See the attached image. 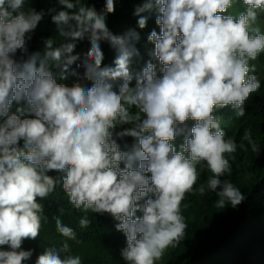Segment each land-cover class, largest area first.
<instances>
[{"label": "clouds", "instance_id": "clouds-1", "mask_svg": "<svg viewBox=\"0 0 264 264\" xmlns=\"http://www.w3.org/2000/svg\"><path fill=\"white\" fill-rule=\"evenodd\" d=\"M59 3L66 9L77 7L74 0ZM235 3L146 0L136 8L137 15L153 9L159 13L155 23L160 33L148 36L162 65L157 75L151 62L139 72L130 70L138 55L131 43L139 39L136 32L113 35L104 15L86 6L75 14L62 10L51 17L59 35L72 42L53 48L54 41L47 39L44 59L33 53L18 62L13 57L17 50H27L28 34L43 13L22 11L25 0H0V248L9 249L0 250V264L30 259L31 250L20 249L25 239L40 235L43 206L37 198H46L55 188L49 171L64 173L63 191L75 208L119 221L115 227L126 236L121 253L126 264H156L184 240L188 225L181 204L200 178L197 165L212 173L207 188L219 198L217 208L226 203L235 208L245 199L230 181L221 180L231 174L229 157L235 159L237 144L225 139L214 113L231 106L243 117L245 101L261 86L249 75L255 71L249 61L264 53V34L254 27L264 0H242L246 12L223 15ZM105 10L114 12V0H106ZM146 21L140 16L138 26L143 29ZM85 36L91 47L82 79L90 84L57 83L48 61L59 69L61 80L78 76L69 71L78 56L70 54L75 41ZM101 40L118 50L114 67H101ZM14 102L23 106L10 113ZM188 120L194 125L177 151L172 142L183 132L178 126ZM123 125L131 127L115 137L136 138L138 147L131 152L121 151L114 138V130ZM244 139L259 153L249 132ZM198 191L203 195L205 187ZM138 211L142 216L135 215ZM90 223L87 218L79 221L81 228ZM56 229L68 240L76 239L74 230L58 218ZM68 251L67 242L59 250L46 249L35 264H81L79 256L62 259L60 253Z\"/></svg>", "mask_w": 264, "mask_h": 264}, {"label": "trees", "instance_id": "trees-1", "mask_svg": "<svg viewBox=\"0 0 264 264\" xmlns=\"http://www.w3.org/2000/svg\"><path fill=\"white\" fill-rule=\"evenodd\" d=\"M74 2L77 3L76 8L66 9L59 0H25L22 11L42 12L43 17L37 28L28 34L31 39L26 41L27 50H17L13 58L23 62L33 53H39V58L44 59L47 39L54 41L53 48L59 47L64 42H72L66 41L59 35L51 17L62 10L75 14L79 7L86 6L104 15L106 26L113 35L125 36L129 31L138 34L139 39L131 41L138 51V55L131 60L133 64L131 71L139 72L151 61L152 56L149 52L152 50L154 53L155 46L148 40V36L152 31H156L158 35L160 33V27L155 23L159 13L153 9L139 15L135 14L136 8L143 6L146 0H114L115 10L112 13H107L105 10L106 0H74ZM236 2L242 3V0ZM223 15L238 16L239 14L229 9ZM140 16L147 18L143 29L137 23ZM254 27H259L261 34H264V25L260 19L256 21ZM99 43L103 53L101 67H114V61L118 56L117 48L108 40H101ZM90 47L87 36L83 40L75 41L74 50L70 55H76L78 59L69 66V71L74 70L78 76L69 74L67 79L61 80L59 69L54 67V62L48 61L50 70L56 74L57 83L71 86L79 80L81 84H90L89 81L82 79L85 72L83 60ZM252 65L255 66V71L250 72L249 75H255L261 86L245 101L243 105L245 115L237 116L231 106L218 109L214 113L225 133V139L231 138L237 144V150L232 154L235 159L229 157L231 174H226L221 180L230 181L240 189L245 199L235 208L227 203L225 208H217L216 201L219 198L215 192L207 188L212 173L204 164L197 165L200 178L193 192L186 194L181 204V214L188 225L186 236L175 248H169L156 264H264V53H261L256 60L249 61V66ZM157 75H161V72H157ZM134 86L135 81L130 84V87ZM20 106H23V102L19 105L14 102L10 113H15L16 108ZM130 111L135 113L138 109L132 108ZM193 125L194 121L188 120L184 125L178 126L183 132L172 142L177 151L180 150L184 136L189 134ZM127 127L131 125L117 126L114 130V138H116L115 132ZM245 132L251 134L252 141L260 148L259 153L252 151L249 141L244 139ZM116 140L121 151L131 152L134 147H138V140L130 136ZM19 146H23V141L19 142ZM134 166H138V161ZM47 175L54 179L55 188L46 198L42 200L37 198L38 203L43 206L40 235L34 240L23 241L20 250L32 252L30 259L23 264H35L37 257L46 249L59 250L65 242L69 244V251L60 253L62 259L67 256H79L81 264H126L121 255L122 250L127 246L126 236L115 227L119 221L107 213L99 214L91 210L75 208L69 203V198L63 191L64 173L49 171ZM201 186L205 187L203 195L198 191ZM139 203L142 204L144 201ZM135 215L139 217L142 213L138 211ZM57 218L64 226L74 230L75 240H68L57 231ZM81 218H87L91 222L88 227H80ZM0 250L9 249L3 246Z\"/></svg>", "mask_w": 264, "mask_h": 264}, {"label": "rangeland", "instance_id": "rangeland-1", "mask_svg": "<svg viewBox=\"0 0 264 264\" xmlns=\"http://www.w3.org/2000/svg\"><path fill=\"white\" fill-rule=\"evenodd\" d=\"M233 12H235V13H237V14H240L241 12H246L247 11V7L245 6V5H243L242 3H238V2H236L235 4H234V6L232 7V8H230ZM257 11V20H261V22L263 23V25H264V12H261L259 9H257L256 10ZM256 20V21H257ZM256 23V22H255ZM149 54L152 56V58H151V63H153L155 66H156V68H155V70L157 71V72H159L160 71V69H161V67H162V65L160 64V62L158 61V59L157 58H155L154 57V55H153V51L152 50H150V52H149ZM113 57H114V55H113ZM132 62L130 63V69L132 68Z\"/></svg>", "mask_w": 264, "mask_h": 264}]
</instances>
